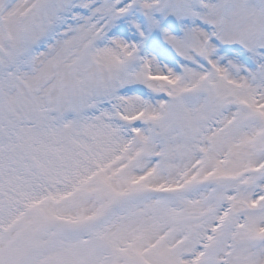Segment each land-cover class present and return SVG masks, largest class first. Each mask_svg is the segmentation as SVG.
Returning <instances> with one entry per match:
<instances>
[{
  "label": "snow or ice",
  "instance_id": "obj_1",
  "mask_svg": "<svg viewBox=\"0 0 264 264\" xmlns=\"http://www.w3.org/2000/svg\"><path fill=\"white\" fill-rule=\"evenodd\" d=\"M0 264H264V0H0Z\"/></svg>",
  "mask_w": 264,
  "mask_h": 264
}]
</instances>
